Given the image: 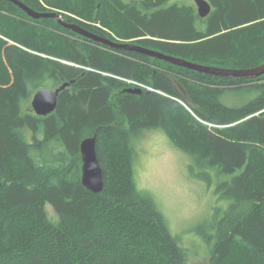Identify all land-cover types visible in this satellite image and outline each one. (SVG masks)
Returning a JSON list of instances; mask_svg holds the SVG:
<instances>
[{
    "label": "trees",
    "instance_id": "1",
    "mask_svg": "<svg viewBox=\"0 0 264 264\" xmlns=\"http://www.w3.org/2000/svg\"><path fill=\"white\" fill-rule=\"evenodd\" d=\"M19 1L200 64L264 62V0H207L205 17L171 0ZM65 82L54 111L29 108L37 90ZM149 130L162 131L188 155L191 176L215 182L229 202L195 228L209 247L205 264H264V74L214 76L112 49L0 0V264H187L136 184V141ZM91 136L99 192L81 182L80 143Z\"/></svg>",
    "mask_w": 264,
    "mask_h": 264
},
{
    "label": "rangeland",
    "instance_id": "2",
    "mask_svg": "<svg viewBox=\"0 0 264 264\" xmlns=\"http://www.w3.org/2000/svg\"><path fill=\"white\" fill-rule=\"evenodd\" d=\"M171 1L194 3V0ZM50 11L63 18L60 11ZM28 105L32 109L31 99ZM189 161L188 155L175 147L160 130L146 131L136 141L135 180L138 188L153 198L170 233L179 239L187 264H205L209 259V247L195 228L210 222L215 210L222 212L229 202L218 197L215 182L208 186L191 176ZM47 208L50 218L54 219L51 207Z\"/></svg>",
    "mask_w": 264,
    "mask_h": 264
},
{
    "label": "water",
    "instance_id": "3",
    "mask_svg": "<svg viewBox=\"0 0 264 264\" xmlns=\"http://www.w3.org/2000/svg\"><path fill=\"white\" fill-rule=\"evenodd\" d=\"M17 5L23 10L28 16L34 19L39 18H53L57 20L61 25L72 31L83 35L93 41L99 42L107 47L117 50L133 51L143 55H147L174 65L186 67L188 69L211 74L214 76L221 77H237V78H254L264 74V62L258 66L252 68H223L212 65H205L196 63L184 58H180L174 55H169L164 52L148 48L139 44L131 42H117L108 38L100 37L90 33L86 29L80 27L77 24L65 23L60 15L55 11L40 12L32 9L28 5L24 4L19 0H8ZM197 8V13L200 17H205L211 10V5L207 0H194ZM68 82L63 83L61 86L55 89L40 88L37 90L31 98V107L37 115H47L55 110L57 106L58 94L61 90L67 87ZM180 87V85L177 83ZM181 88V87H180ZM182 89V88H181ZM183 90V89H182ZM128 92L138 93L141 91L140 88H127ZM95 136L87 137L80 143L81 152V182L91 192H99L103 186L102 180V168L98 162L96 149H95Z\"/></svg>",
    "mask_w": 264,
    "mask_h": 264
}]
</instances>
